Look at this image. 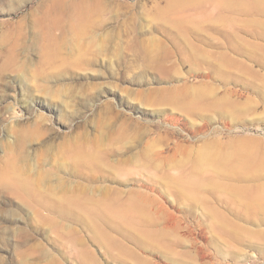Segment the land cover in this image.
Here are the masks:
<instances>
[{"label": "rangeland", "instance_id": "1", "mask_svg": "<svg viewBox=\"0 0 264 264\" xmlns=\"http://www.w3.org/2000/svg\"><path fill=\"white\" fill-rule=\"evenodd\" d=\"M0 264H264V1L0 0Z\"/></svg>", "mask_w": 264, "mask_h": 264}, {"label": "bare ground", "instance_id": "2", "mask_svg": "<svg viewBox=\"0 0 264 264\" xmlns=\"http://www.w3.org/2000/svg\"><path fill=\"white\" fill-rule=\"evenodd\" d=\"M264 1V0H263Z\"/></svg>", "mask_w": 264, "mask_h": 264}]
</instances>
